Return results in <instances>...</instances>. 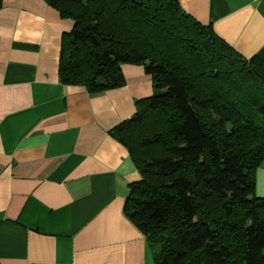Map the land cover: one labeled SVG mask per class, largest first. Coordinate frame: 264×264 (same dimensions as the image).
Here are the masks:
<instances>
[{
  "label": "trees",
  "instance_id": "trees-1",
  "mask_svg": "<svg viewBox=\"0 0 264 264\" xmlns=\"http://www.w3.org/2000/svg\"><path fill=\"white\" fill-rule=\"evenodd\" d=\"M73 26L64 84L99 93L142 65L154 92L110 130L140 174L124 211L154 264H264V62L245 58L178 0H45Z\"/></svg>",
  "mask_w": 264,
  "mask_h": 264
},
{
  "label": "crops",
  "instance_id": "crops-1",
  "mask_svg": "<svg viewBox=\"0 0 264 264\" xmlns=\"http://www.w3.org/2000/svg\"><path fill=\"white\" fill-rule=\"evenodd\" d=\"M245 58L264 62V0H178ZM73 26L45 0H0V264H154L124 211L140 174L110 130L153 94L142 65L99 93L64 84Z\"/></svg>",
  "mask_w": 264,
  "mask_h": 264
},
{
  "label": "rangeland",
  "instance_id": "rangeland-1",
  "mask_svg": "<svg viewBox=\"0 0 264 264\" xmlns=\"http://www.w3.org/2000/svg\"><path fill=\"white\" fill-rule=\"evenodd\" d=\"M255 194L258 197H264V163L259 165L254 172Z\"/></svg>",
  "mask_w": 264,
  "mask_h": 264
}]
</instances>
